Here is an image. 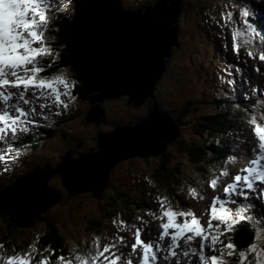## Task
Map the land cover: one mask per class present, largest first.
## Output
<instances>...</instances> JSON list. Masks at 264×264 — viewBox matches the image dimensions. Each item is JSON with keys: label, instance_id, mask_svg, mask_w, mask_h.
Returning <instances> with one entry per match:
<instances>
[{"label": "snow or ice", "instance_id": "1", "mask_svg": "<svg viewBox=\"0 0 264 264\" xmlns=\"http://www.w3.org/2000/svg\"><path fill=\"white\" fill-rule=\"evenodd\" d=\"M65 12V0H0V164L18 158L22 152L30 150L29 137L32 140L38 139L41 135L40 129L48 127L54 122V118L66 112L69 103L76 99L71 92L74 82L69 84L65 76L46 71L52 67L55 60L52 53L55 29L52 25L62 18ZM250 15L251 8L245 0H232L231 9L227 12L222 11L221 19L217 23L222 24L227 20L239 24L240 21H244L245 29L257 35L253 24L245 20ZM236 35L237 31L233 29V40ZM231 48L233 52L238 51L236 43H231ZM246 54L252 55L251 52ZM45 56H50L51 60L45 62L43 59ZM259 59L264 61V53ZM239 71L237 68L236 72ZM231 75L232 73H229L230 77ZM218 79L221 84L226 83L230 88L234 86V80L231 78ZM229 96L230 93L223 89L217 94V98H222L225 102ZM231 106L233 109L237 108L235 103ZM220 107L223 108L224 104ZM244 111L253 109L248 108ZM260 120L264 122V116H261ZM261 122L254 118L248 120L253 126L251 133L258 142V147L250 149L253 154L258 153L257 158L248 161L250 165L264 161V126ZM226 137L232 138L229 152L220 160L213 161L205 170V175H212L214 168L220 169L218 175H213V178L207 181V186L211 189H215L219 177L229 174V162H235L240 158L238 155L242 143L240 137L233 136L232 131H228ZM213 143L220 146L219 139ZM13 153L15 156L11 155ZM208 156L211 157L212 153L209 152ZM253 177L261 184L259 189L253 183ZM188 192L192 198L197 196L195 187L189 188ZM250 194L253 198L261 200L264 205V170L254 172L252 167L239 169L231 182L223 186V198L220 196L212 198L208 206L209 219L206 228L191 210V206H183L188 209L187 211H177L171 206H165L163 198H159L158 219L162 221L159 224L162 230L159 238L163 240L170 236V244L167 249H162L157 244L155 252H167L168 256L174 257L175 250L181 247L182 241L184 245H188L187 250L181 253L183 257L189 258L186 264H226L223 259L224 249L228 250V256H232L235 245L231 241V236L227 242L220 237L231 232L238 221L251 220L250 213L256 205L249 199ZM257 219H264V212ZM213 220L218 223L213 225ZM113 223L115 224V221ZM124 224L125 222L121 221L117 228L123 227ZM134 236L129 257L138 247H142L143 264H148V253L152 251V245L140 239L139 228L135 230ZM100 239H103L104 243L101 244ZM194 241L198 242V248L191 246ZM121 246L129 247L124 235L114 232L111 238L94 237L84 245L86 251L57 255L55 264H133L131 258L125 259L122 253H117L116 250ZM28 247L29 250L0 256V261L3 264H51L50 258L43 256V251H49L47 248L40 252L37 259L35 248L31 245ZM2 248L3 245H0V249ZM256 248L257 244L253 242L247 245L246 249L239 250L238 264H242L246 252L255 253L254 264H264V260L260 258L264 255V250L256 252ZM192 255L197 256L195 261L190 259ZM151 258L156 259L155 255ZM175 264L182 262L177 259Z\"/></svg>", "mask_w": 264, "mask_h": 264}, {"label": "rangeland", "instance_id": "2", "mask_svg": "<svg viewBox=\"0 0 264 264\" xmlns=\"http://www.w3.org/2000/svg\"><path fill=\"white\" fill-rule=\"evenodd\" d=\"M157 1L160 0H122V6L126 9L134 10L137 7H140L139 9L145 10L146 7H155ZM182 1L183 13L180 17L179 22V34L181 38L182 48L177 51L174 56L165 61L166 70L165 73H163L164 75L160 80L159 86L157 87L156 96H158L157 98L160 102L159 106L161 107V109L166 110L170 114L173 113L174 115H176L181 106H183L187 101L196 99L197 107L190 111V116L185 120V122H183L184 125L183 128H181V136L183 137L182 141L195 142L197 141V139H195L192 124L201 116H205L212 111L211 102H213L214 97L213 91L217 88L215 87L217 80V78L214 76L215 67H213L211 62L213 56L212 48H210L211 42L208 43V36L202 31H199L198 24H207L208 22H205L207 19L212 20L214 18L215 20H219L221 18L220 13L222 11H229L231 9L232 3L226 5L225 3H222L218 0ZM152 2L154 4H149ZM245 2L248 3L249 6H255V0H245ZM169 5L171 6V4ZM261 8H264V0H261ZM261 8L257 7L256 10L260 9V11L262 12ZM69 12H71V6L69 7ZM253 15L254 14L251 11V15L249 18H252ZM190 18L192 20H187ZM236 18L238 19V16ZM249 18L248 20H250ZM251 23L257 30V34L261 35V32L263 31L260 28L263 26L259 25V22L253 19H251ZM258 37L259 36H255V39L259 41ZM210 41H212V37L210 38ZM263 49L264 45L261 46L260 51H262ZM181 52H183V54H181ZM187 57L190 58V60L198 68L194 69L191 74L189 73L190 67H186L185 70L182 69V66H185L186 63L192 65V63L187 60ZM65 71H63L62 74L63 76L65 75L67 77V81L73 79V75L69 74L68 70ZM184 75H190V81L186 80L184 78ZM254 79L255 77L252 78L253 81ZM188 89L189 91L187 92ZM91 95H93V93ZM99 97L101 96L99 95ZM119 98V100H112L105 103L106 115L109 123H111L112 121L114 123L116 122L114 120L119 119L123 120V122H128L130 120H140L142 119V115L147 112L149 101H147V104L145 106L137 108L134 105H128L126 101H124L128 98L127 96H121ZM72 104V107L77 109L76 114L71 118L70 122L65 123L64 121L62 122V124L60 123V125L57 127L56 137H54V139L42 138L37 141L38 146H36V149H32V153L27 152L25 154H21V161L17 160L13 168L11 170L9 169L6 172L5 185H8L13 182L12 180L14 178H17L16 176L23 174L27 169L29 170L38 166L43 168H45L46 166L49 167L45 170H39L41 174L50 171L52 175L50 176V178H48V181L43 177L36 180L35 176L32 175L35 179H31V181H29L28 183V186L24 189L22 180L24 178H27L28 176H31L27 175L20 181V183L22 182V184L19 183L16 186L20 187L19 189L16 188L18 190V197L21 196L23 199H25L26 197L32 200L29 208L33 209V206H38V202L39 205L41 202V207L43 205V202L44 205L49 204L50 201L54 202V200L50 199L51 193H53L54 195L60 194L59 204L57 203L50 206L49 208H46L44 212L37 216L33 225L27 224L15 228L16 233L14 238L16 239V242H18V238H20V240H23V242L25 243L20 246L24 250L18 251L29 250L28 246L31 245L36 250V256L40 253L36 249V245L37 243L41 242L39 240L40 236L44 234L43 222L39 223V219L42 216L49 217L54 221L57 219L60 220V225L62 226L63 233L66 236V244L70 246L68 247L69 249L73 248L72 252L74 254L77 251L85 248L84 245L92 240L91 236L95 232L99 231L100 234L102 233L106 236L110 235V233L113 234L114 232L117 234L120 231V228H117V225H119L120 222L116 221L115 219L117 217L114 216L111 222L107 220L104 222L99 220V218L102 217V212H108V210L105 209L108 206V204H106V201H98L95 196L96 192L94 193L92 191L79 193L81 195L78 194L79 196L76 197L73 194L71 196V193L64 185V178L61 177V174L57 172L58 169L64 168L70 161L76 163L78 159H81V157L77 154L75 157H70V161L69 157L67 160L61 161V158L64 154L66 156L68 155V152L72 153V150L78 152V144H83L84 146H86V148L81 149L84 153L87 151H93L97 144V133L95 134V130L93 127L95 125L92 126V124H87V115L84 116L86 112L88 114V111L91 107L83 102L81 104H78L77 100H75ZM98 104L99 102H97V105ZM220 105L221 104H218L216 110H219L223 113L231 110V106L228 104H224L223 108H221ZM59 117H56L54 119V122H51L49 128L47 129L48 133L54 131L51 126L58 124L57 122L59 120ZM106 127H108V125ZM155 127L156 126L153 123L150 127H148V129L151 128V130L153 131ZM159 129H161V127H159ZM166 129L170 133L169 128H165L164 130ZM149 140H151L150 137ZM180 140L181 137L176 142H174V144H177ZM169 148L173 149L172 151L175 150V147L172 148L171 145L169 146ZM99 151L100 150H97L95 154L97 155ZM87 155H91V152L87 153ZM175 156L178 157V154L175 153ZM176 157L175 162H181V164H183V168L180 173L182 176L180 177V179H182V181L179 188L177 189L178 191L183 185H186L188 187L191 186L190 184H192L196 180L198 175L200 176V174L197 175V173H194L193 168L186 162V160H184L180 156L179 159H177ZM157 161L158 159L155 158L144 159L136 158L135 156L134 158L123 161L121 164H116L115 167L118 169L116 170V168L114 167L116 171L114 170V174L112 173L111 175L112 180L107 185V188H104L105 191L103 190L98 193V195L102 193L101 195H104L103 197L106 200L108 196L117 198L119 196H122L125 199L130 197V200L143 198L144 200L150 202V204L154 206L156 211H146L140 216L144 218L147 217L146 220L144 219V222L153 224V233H151V239L158 234V223L162 222L158 219L160 215L158 204L159 198H163V203L165 206H171L172 208L175 207L173 203L174 201H172V199L168 195V192H164V190L161 189V186L157 187V185L155 184L156 181H154L151 175L152 168L157 163ZM216 170H218V168H214V171ZM120 181L122 182V185ZM45 184H49L50 186H52L51 188H53L55 191L49 187H47L48 189L46 190V188L43 186ZM118 186L121 187V189L117 191V194H114L113 189ZM140 188H142L144 191L148 190V188H152L155 192L151 190L147 191L145 194L143 190H140ZM75 190H77L78 192L79 187H77V189H74V191ZM126 193H128L129 195H125ZM186 193L189 194L188 192ZM8 194L9 193L5 194L4 196ZM4 196H1L0 199V212H6L3 211L1 203V201L5 199ZM36 196L38 197V200L36 199ZM205 197L206 196H204L199 202L196 203V205L194 206V210H197L199 212V209L201 207L206 206L207 208L211 195L207 198V201H205ZM188 199L189 201L194 202V198H192L191 196H189ZM121 204L122 201L116 204L117 208L121 207ZM101 206H104V208H101ZM29 208L28 210H23L22 212H27L25 215L29 214L30 212H32V209ZM120 211L125 212V208L122 206L120 208ZM200 213L202 214V212ZM29 217L30 214L26 217V219ZM152 217H157L154 222H152ZM6 218L11 221V216L0 214V235L3 234L4 229L8 228L9 224L7 223L8 221H6ZM32 220L33 219L31 218L30 221ZM90 221L97 222L101 226L99 228L95 227V224H91ZM114 221L115 224L113 223ZM256 225H258V222L256 223ZM260 234H264V222L260 226H258L255 242L257 244L256 252H261L262 250H264V240L260 239ZM1 243L2 242L0 240V244ZM74 243L75 246H78V249H76L77 247L74 248ZM101 243H104V240ZM1 245H3V248L0 249L1 256L10 255L13 252H17V250L6 251L4 250L6 249V246L4 244ZM47 249L49 251H43V253L45 252L43 256L47 257L50 254V247H47ZM260 258L264 260V255H261ZM254 259L255 253H248L246 254L245 262L249 264L250 261H254Z\"/></svg>", "mask_w": 264, "mask_h": 264}, {"label": "water", "instance_id": "3", "mask_svg": "<svg viewBox=\"0 0 264 264\" xmlns=\"http://www.w3.org/2000/svg\"><path fill=\"white\" fill-rule=\"evenodd\" d=\"M181 6L182 0H176L175 3L161 0L154 9L148 8L146 13H143V9L134 12L125 10L121 8L119 0H81L75 6L77 15L68 36V64L84 84L88 94H100L101 97L94 98L93 104L104 99L128 96L129 103L141 106L153 96L156 85L165 73V60L172 56L173 48L178 46L177 28ZM156 9L161 14L148 22V15ZM87 19L94 22L90 36L84 34L86 28L83 23ZM127 74L131 82L115 86V83L120 82L117 79ZM119 87L121 89H116ZM100 114V109L95 107L87 121L99 124ZM153 123L156 127L152 131L148 127ZM165 128H169L170 133ZM178 137L179 127L175 120L155 106L150 118L140 125L117 127L112 133L99 135L100 151L97 155L81 157L76 163L70 161V156H66L64 160L69 157L70 162L57 172L64 178L65 187L74 196L92 191L96 192L97 198L98 193L109 182L116 164L135 156L149 157L164 153ZM32 175L36 180L43 177L48 181L52 174L49 171L41 174L39 171ZM32 175L24 179H35ZM43 186L48 189L47 184ZM77 187L78 192L74 191ZM16 188L4 196L1 203L6 212L0 214L11 216V222L17 226L33 225L39 214L58 203L57 196L51 193L50 199L54 202L50 201L46 205L43 202L42 207L41 202L40 205L38 202V206L29 208L32 200L13 195L18 194ZM36 199L38 200L37 196ZM28 208L32 212L26 219L29 214L25 215L27 212L22 211Z\"/></svg>", "mask_w": 264, "mask_h": 264}, {"label": "trees", "instance_id": "4", "mask_svg": "<svg viewBox=\"0 0 264 264\" xmlns=\"http://www.w3.org/2000/svg\"><path fill=\"white\" fill-rule=\"evenodd\" d=\"M72 2L74 4H77L79 2V0H72ZM75 16H76V14L74 11L71 13L70 17L62 15V18H60L55 24L52 25V27L55 29V33H54L55 39H54V42L52 44V53L55 56V60L52 62V67L46 69V71L49 73H53V74L58 75V74H62L63 71L68 70V73L73 75L72 76L73 79L69 80L71 83L74 82V87L71 89L72 95H74L76 97V99L78 101H80V103L83 102V103L87 104V103L92 101V99L94 98V96L96 94L90 95L87 93L86 87L78 79L76 73L71 68V66L68 64V50H67V48H68V36H69L70 29H71V24H72ZM52 19H56V18L52 17ZM50 60H51V58H50ZM150 100L151 99L149 98L148 101H150ZM194 103H195V101L194 102L190 101V103H186V105L184 107V110H186L184 115L188 114L187 109L195 106ZM147 110L148 111L146 114L148 115L149 113H151L154 110V105L151 103V106L149 105ZM216 113L218 116L212 117L210 115V116L200 117L198 122L193 125L194 135L196 136L197 139H201L204 142L200 141V140L198 141V143H197V141L185 142V141L180 140L176 144L174 151H172V150H171V152L165 151L164 153H161L158 155H152L149 157L137 156V158H144V159L155 158V159H158L157 163L152 168V174L151 175H152L154 181H156L155 184L157 185V187L161 186V189H163L164 192H166V193L168 192V195L170 197H174V195H175L174 190L179 188L180 183L182 181V179H180V177H182L180 173L182 171L183 164H181V162H179V163L175 162V157H176L175 153L178 154V157H176L177 159H179V156H180L181 158L186 160V162L193 168L194 171L198 170L199 173H202L203 170H206L207 162L212 161V160H210L211 157H206L209 152H212L214 154L213 155L214 157L216 155L219 156L220 148L215 147V145H213L212 143H210V145H209L208 144L209 140H206L205 137L209 138L212 136H217L219 133L228 132L231 129L234 122H232L230 120L227 124V121H224V119L222 117H220L221 112L217 111ZM171 115L175 118V115L173 113ZM148 116H142V119H143V117H148ZM181 121H182V119L180 118L179 119L180 126H181ZM53 135H54L53 131L48 133V137L49 136L52 137ZM216 139H217V137H213L212 141L214 142ZM221 143L224 144L223 141H221ZM199 145H205V146L198 147ZM121 163H119V164H121ZM46 167H48V166H46ZM38 168H41V167L38 166V167H35L33 169L35 170ZM117 169L118 168H116V170ZM25 174L23 173L19 178L14 180L12 185H10V184L9 185L13 186V185L17 184L19 182L20 178L22 176H24ZM111 180H112V177L110 178V181ZM120 183L122 185L121 181H120ZM49 187L51 188L52 186L49 185ZM1 188L2 187H0V190H1ZM106 188H107V186H105V189ZM51 189H53V188H51ZM120 189H121V187H119V186L115 187L113 189L114 194H117V191ZM140 190H143V189L140 188ZM151 190L154 191L152 188H150V189L148 188V190H146V191L143 190V192L146 194L147 191H151ZM101 194H99L97 196V200L98 201L104 200V201H106V204H108V206L105 208L108 210V212H102V217L99 218V220H101L103 222L106 220L111 222L112 218L114 216L117 218H120L121 220L127 221V220H129L130 216L136 214V212H134V211L144 209V207L146 206V202L143 198L142 199L138 198L136 200H134V199L130 200V197L125 199L122 196H119L118 198L108 196V198L106 200L103 197L104 195H101ZM70 195L72 196V193ZM125 195H129V194L126 193ZM56 196H57V198L59 197L58 201L60 202V194L59 195L57 194ZM175 198H176V196H175ZM121 201H122L121 207L123 206L125 208V212H121L120 211L121 207L117 208V206H116V204H118ZM101 208H104V206H101ZM40 219H39V223L43 222V225H44V234H42V236H40L39 240L41 242L37 243V245H36V249L38 250V252H41L43 249H45L47 247H50V252L52 255L53 263H55V257L57 255L72 254L73 248L69 249L68 247H70V246H68L66 244V240H65L66 236L63 233V230H62L63 228L60 225V220L57 219L54 221L51 218L45 217V216H42ZM6 221H8L7 223L9 224L8 228L4 229L3 234L0 235V240L2 242L1 244H4L6 246V249H4V250H6V251L24 250L23 248L20 247L23 244H25L23 242V240H20V238H18V242H16V239L14 238L15 233H16L15 228H17L18 226L13 224L7 218H6ZM90 223L91 224L94 223L95 227H98V228L101 226L99 223L94 222V221H90ZM230 236H231L232 243L235 245V250L233 252V255L230 256L226 260V264H238V252H239V250H244V249H246L247 245H249L250 243H253L254 233H253V230L247 224H242L241 226L233 227V230L231 231ZM73 246H75V243L73 244ZM75 247H78V246H75ZM247 253L248 252H246V254ZM253 262L254 261L251 260L250 264H253ZM242 264H248V263H246L245 259H244Z\"/></svg>", "mask_w": 264, "mask_h": 264}, {"label": "bare ground", "instance_id": "5", "mask_svg": "<svg viewBox=\"0 0 264 264\" xmlns=\"http://www.w3.org/2000/svg\"><path fill=\"white\" fill-rule=\"evenodd\" d=\"M161 1V0H160ZM159 1H157V3H158ZM176 2V0H169V3H175ZM119 3H120V5H121V8H123V6H122V0H119ZM156 3V4H157ZM156 6V5H155ZM125 8V7H124ZM154 9L155 7H146L145 8V10L143 9V13H146V10L147 9ZM125 10H131V11H133L132 9H125ZM168 12L166 11L165 12V14H167ZM159 14H161V12L159 11V10H155L152 14H150V15H148V17H147V21L148 22H152V20H153V17H155V16H159ZM164 16V15H163ZM180 17H181V15H180ZM180 17H179V22H180ZM94 22L93 21H89L88 19L83 23V27H85L86 28V31L84 32V34H87V35H91V32H92V30H93V28H94ZM178 25H179V23H178ZM167 59H169V58H167ZM129 76V74H127V75H121L120 77L121 78H118L117 79V81H120V82H117V83H115V86H118V85H123V84H128V83H130L131 82V78L130 77H128ZM253 81V80H252ZM116 89H121V87H119V88H116ZM164 113H166V114H169L174 120H175V118L170 114V113H168L167 111H163ZM137 125V123L135 124V125H133L132 127H135ZM179 136H181V132H180V130H179ZM204 142V141H203ZM202 142V143H203ZM197 144V143H196ZM199 153V152H198ZM194 156V155H193ZM41 168H38V169H35V171L36 172H39V170H40ZM28 183H29V179H24L23 180V186L24 187H26L27 185H28ZM13 195H17V193H14ZM79 195H81V194H79ZM78 195V196H79ZM0 199H1V197H0ZM160 253H162V252H160ZM153 255H155V257H157L158 255H159V253H156V252H154V254H152V256ZM151 256V257H152Z\"/></svg>", "mask_w": 264, "mask_h": 264}]
</instances>
